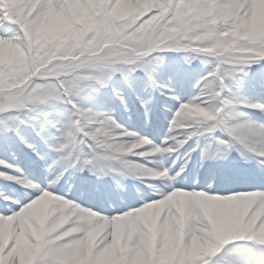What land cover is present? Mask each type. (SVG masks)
Wrapping results in <instances>:
<instances>
[{
	"label": "snow or ice",
	"instance_id": "snow-or-ice-1",
	"mask_svg": "<svg viewBox=\"0 0 264 264\" xmlns=\"http://www.w3.org/2000/svg\"><path fill=\"white\" fill-rule=\"evenodd\" d=\"M66 4L67 0H0V42L27 50L35 40L40 22L53 9L66 12ZM164 6L167 9L165 14H159L160 10L156 7L143 11L128 32L134 33L142 26L153 24L165 28L176 27L177 15L181 10L196 11L200 14L208 12L220 14L239 8L242 9L243 15L252 8L251 0H170V2L166 0ZM124 36L120 48L110 46L91 59L81 55L73 66L71 76H48L47 72L56 67L55 63L49 65L45 71H38L34 75L29 73V78L26 79L14 75L10 65L0 69V135L3 137L14 135L17 142L37 159L48 161V178L44 185L24 179L19 168H14L11 175L0 172V179L14 181L22 188L30 189L16 196H9L0 190V223L7 224L15 218L40 212L47 201L54 200L71 206L73 211L79 212L82 219L95 218L98 215L100 223H89L86 232L96 227L104 228L103 234L88 248L81 264H100L102 258H106L105 264H132L133 258L143 247L139 231L141 219L150 216L148 220L157 219L163 224L166 216L162 215L161 206L167 204L173 197H183L189 202L184 220V229L189 235L195 233L197 229L214 230L228 216H232L234 220L240 218L238 211L227 204L217 205L213 212L208 214L198 210L193 201L201 198H211L213 201L236 199L248 205L241 223L245 230L244 238L232 239L219 245L215 252L204 257L203 261H196L195 264H264V233L261 231L264 215L256 216L259 207L264 205V123L250 122L247 119V112L237 111L238 108H244L264 115V104L242 101L238 95V91L250 77L251 67L264 64L262 58L264 49L253 46L252 51L241 58H228L227 61L224 58L214 59L199 52L198 49L193 51L192 53L196 55L185 57L186 63L191 64L193 60L203 56L212 58L210 62L213 66L207 75L197 81L195 85L197 94L182 103L168 84L157 79L164 61V57L158 54L182 51L174 48L152 51L151 55H136L153 45L124 50L123 46L128 43L127 33ZM32 51L35 53L36 49L33 48ZM110 56H115L119 61L116 69L94 70L100 60ZM138 72L143 73L144 81L137 80ZM116 74L120 77L119 83L112 82ZM256 83L264 87V72L259 74ZM40 86L48 91L55 89L57 99L48 103L38 102L36 94ZM124 88L135 95L140 108L144 109L145 116L152 103L153 92L177 104L178 110L175 114L178 117L192 115L186 112L189 105L209 109L207 113L201 114L203 119L199 124L182 133L174 130L177 120L173 118L164 140L166 143L163 141L159 146L151 143L149 146L178 147L173 139L169 138L174 137L180 141L187 139L183 147L191 141L190 147L195 151L199 146V138L203 136L208 140V144L201 154L202 166L205 161L223 160L230 153L236 152L245 163L254 160L259 169L249 176H242L239 170H234L233 175L237 179L258 183L260 187L257 190L219 195L213 194L211 185L204 190H185L183 186H178V180L170 179L163 186H151L154 198L145 197L140 206L126 211L119 210L117 214L110 216L87 210L70 202L69 198L54 194L57 185L63 182L65 174L74 177L77 172L87 171L95 176L109 175L125 167L140 165L132 164L129 157L112 153L106 146H100L102 134L107 130H119L128 133V138L141 140L140 136L121 128L109 113L95 109L99 93L110 89L112 99L124 105L127 110ZM141 91L147 94V99L140 95ZM60 106H63V110ZM232 113L241 118L240 122H234L230 115ZM26 129H31L44 152L27 141L24 135ZM148 141L150 140H141L146 144ZM9 168L10 165L0 160V169ZM163 169H167L164 163L160 170ZM179 171L185 173V168L181 166ZM172 173L173 169L170 170L169 176ZM85 234L73 235L69 234L66 228H61L58 232L41 238L39 224L31 231L18 226V230H13L8 239L0 243V264H17L15 254L21 251L26 243H30L35 249V258L31 264H54V257L63 254L74 241ZM234 244L239 250L231 247ZM222 250L226 252L222 260L215 259ZM172 264H175V261Z\"/></svg>",
	"mask_w": 264,
	"mask_h": 264
},
{
	"label": "clouds",
	"instance_id": "clouds-1",
	"mask_svg": "<svg viewBox=\"0 0 264 264\" xmlns=\"http://www.w3.org/2000/svg\"><path fill=\"white\" fill-rule=\"evenodd\" d=\"M86 3L89 0H85ZM158 3L160 7L159 14H165L166 0H152ZM170 2V0H167ZM252 8L248 12L241 15L242 9H236L231 12L214 14L211 12L200 14L196 11L178 12L177 25L173 28L161 27L158 24L142 26L141 29H136L134 33L128 32L132 25L122 24L113 29L108 26L106 19L100 15L95 9H89L86 12L85 19L78 24L75 31L86 36L90 31V26H95L96 32L92 36V40L103 41L106 37H111L114 34L125 38L127 33L128 43L126 47H141L147 45H158L162 50L179 48L182 52L192 53L197 50L215 58H241L244 54L251 52L253 46H259L264 49V39L255 41L250 19L253 16L254 8H259L262 11L258 13L259 30L264 33V4H257L256 0H251ZM158 14V15H159ZM55 25V19L52 15H47L41 22L40 27L36 31L35 40L31 46L25 50L20 46H15L18 53V60L22 70L25 62L29 60L41 59V52L47 55L44 51L48 45L52 44L53 37L51 31ZM62 41L63 44H68L74 36L73 33H64L62 36L55 37ZM255 41V42H254ZM186 42V43H185ZM91 43V40L89 41ZM196 46V48H193ZM36 51L33 53L32 49ZM179 53V52H177ZM54 56H72L74 50L71 48L56 47L52 52ZM264 58V57H262ZM209 109L199 106L189 105L186 108L187 113L178 117L174 114V119L177 120L175 131L182 133L188 128L199 124L203 119V113H207ZM173 142L178 147L169 146L168 148L150 147L151 141L142 143L141 140L128 138V133L119 130H107L102 134L100 146H106L112 153L119 154L123 157H136L145 160L147 164L155 165L148 167L140 164L137 167H125L119 171L122 179H130L143 184L150 192L152 182H159V185H165L170 179L179 180L182 171H176L169 176L171 168L162 169L165 159L170 157L174 152L183 147L187 139L180 141L174 137ZM110 142V143H109ZM166 143V141H164ZM157 159H149L155 158ZM132 164H137L130 161ZM105 175L97 176V179L103 178ZM115 181V177H113ZM117 187L122 189V186L116 181ZM220 204H227L236 209L240 214L239 220H234L232 216L226 217L214 230L197 229L195 233L188 234L184 229V216L181 211L168 208L165 222L161 224L157 219L145 220L141 222L139 231L142 238V243L151 242L157 237H160L162 242L179 253L175 264H192L193 261H203L204 257L211 255L219 245L226 243L232 239H243L245 230L241 227L243 213L247 211L248 205L240 200L219 201ZM264 215V205H261L256 212V216ZM89 223H100L98 215L93 220H85L80 217L79 212L73 211L71 206H65L57 202H53L47 206L43 216L39 219L38 224L41 228V238L52 235L58 232L61 228H66L69 234L86 233L77 241L72 243V246L64 251L63 254L54 257V264H81V261L86 254L88 248L103 234V227H96L91 231H87ZM70 227H66L69 226ZM264 233V225L261 228ZM186 245V246H185Z\"/></svg>",
	"mask_w": 264,
	"mask_h": 264
},
{
	"label": "bare ground",
	"instance_id": "bare-ground-1",
	"mask_svg": "<svg viewBox=\"0 0 264 264\" xmlns=\"http://www.w3.org/2000/svg\"><path fill=\"white\" fill-rule=\"evenodd\" d=\"M80 1H82V0H67L66 12H63L69 18L70 26L74 27V28H76L78 24L82 23V21L80 19H78V17L71 15L70 10L76 8L78 6V4H80L79 3ZM146 2L152 3L150 0L149 1L148 0H96V1L89 0L88 3L84 2V5H86V12L89 9H95L100 13L101 16L106 17L107 19H109L113 22L119 23L120 21H122V20L124 21L128 17H131V18L137 20V18L140 17V15L143 13V11H145L144 9H142V5L146 6V4H145ZM256 3L257 4H264V0H256ZM146 10H147V8H146ZM257 11H262V10L259 8H254L253 12L256 13ZM50 15H52V14L50 13ZM58 23L60 26H58V24L55 21V25H54L53 29L54 28H56V29L60 28V31H58V32H60L62 35L64 33H69V28L64 29V28H62L61 23L60 22H58ZM58 32H57V34H59ZM48 47H49V45H48ZM193 55H196V54H193V53L176 54V53H174V56L181 57V60H182V58H184L182 60L183 62H178V61H173V60L170 61V59H168L169 62L165 63V64L163 63V66H162V69H164L165 71L168 72V78L166 80H163L162 83L168 84V86L172 89L176 88L175 89L176 94L179 96L178 98L180 99V101L182 103L187 102L189 99L193 98L197 94V89L195 87L189 89V87H190L189 84H190L191 80L193 82L195 81V80H193L194 77L192 76L191 79L186 78L184 76L178 77L177 74L179 73L178 71L180 69H178L176 67L179 65L181 67V65L185 61V57L193 56ZM0 59H2V61L0 63V68L3 66V63H7V64L13 63V64H11L12 68H14L15 65H17V67L20 68V63L18 60V53H17L15 46L6 45L4 42H0ZM202 61H204V62H202ZM212 66L213 65L210 62V60H208L202 56L199 59L193 60L191 62V65L189 66V68L193 67L192 70L194 71L195 74L199 73V74L204 75L207 71L211 70ZM255 71L257 73L254 75L256 78H252V79H254L253 81L247 82L238 91V95L241 97L242 101L259 102V100H264V87H263V90L260 92H254V90H252V89H248L246 91L247 86L252 87L253 84H257L256 83L257 77L259 76L260 73L264 72V64L259 65L255 69ZM136 78L138 81H144L143 74L140 75V73H137ZM119 81H120L119 75L118 74L114 75L112 82L113 83H119ZM257 85L260 86L259 84H257ZM178 87H181V88L178 89ZM138 91H139V89H138ZM186 94L189 95V96H187V98L185 97ZM53 95H54L53 97L48 98L49 101H54L55 99H57L55 94H53ZM140 95L144 99L147 98V94L142 92V91L140 92ZM124 96L126 97L127 111H125V106L121 105L120 103H118V109L121 111L119 114H117L112 108H108V109L102 108L101 110L109 113L110 116L112 115L113 119L117 123L122 124L124 127L126 126L129 128L130 127L134 128L135 125L132 124L131 122L125 120V118L123 116V115L130 116L132 114V109L128 108V104L130 103V101H132V98H130V94H128V93H125ZM107 98L116 104V101H114L112 99V97H107ZM161 102H162V100H161ZM41 103H46V102H41ZM177 110H178V105L173 103L171 106H169V115L175 114V111H177ZM237 111L243 112L240 110V108H238ZM126 112L127 113L130 112V114H127ZM142 112L145 113L144 109H142ZM230 115L234 119V122H240L241 118L236 116L235 113H232ZM248 116H250V115H248ZM248 116H247V119L250 122L264 123V115H262L258 111H255L253 113L254 118L252 116L251 117H248ZM38 126L39 125H37V127ZM167 134L168 133H165L164 135H161L160 137H156V136H153L151 134V131H150V132H144V134H141L140 137L141 138H146V137L149 138V136H150L154 140L153 142L160 145L166 139ZM219 134H220L219 131H217V135H219ZM191 143L192 142L190 141L183 148H180L178 151L174 152L170 157H168L167 160L164 161L165 168L173 169V174H174L176 171H179V168L182 166L183 159L184 158L187 159V163L185 162L186 165L184 166L186 175H185V173L181 174V177H183V179L179 178L178 186H183L185 188V190H187V188H190V189L193 188L195 186L194 183L197 182V186L203 187V190H204V189L208 188L209 185H205V184L203 185V184H199V183L206 178H208V182L210 180H213L214 178H216L217 172L220 169V168H218L219 166L224 168L225 170L228 169V171H229L228 173H230L232 175L234 170L230 171L229 167L226 165V162L229 158H231L235 154H237L236 156L240 157L238 153H236V152L230 153L226 158L225 164L223 163L225 159H223V160H209V162L211 161L212 163H213V161H215V163L219 162L217 166L215 164L213 167L209 168L208 167L209 162H207V161L204 162L203 166L201 165V154H202L204 148L207 146L208 140L205 139V137H203V136L200 137L199 142H198L199 146L197 147V149L195 151H193L191 149V147H190ZM35 145H36V148H38L41 152H44L42 145H40V144L39 145L35 144ZM193 152H195V154L192 156ZM0 157L6 163H18V162L24 161V159L21 158V156L18 155L12 149H9L3 153H0ZM157 157L149 158V159H156ZM129 159H131L133 162L138 163V164H144L148 167H155V165L147 164V162L145 160H142V159H139L136 157H129ZM251 162L256 163L254 160ZM47 163H48V161H46V167H47ZM14 168L15 167L10 166L9 169H7V170L0 169V171L4 172L6 175H11L12 170ZM74 177L79 183H82V184L76 186L77 190L81 189L83 191L85 189L84 187H82L83 184L90 185L89 188L92 189V192H90L91 196H88L87 198H83L82 196L75 194L72 191L69 192V188L75 187V185H74L73 180H71L70 177H68V176H66L64 178L63 182L61 184H59V187L62 186L63 188L61 190H60V188H58L57 193H62V192H64V194L68 193V195H66V196L70 199V201L72 203H75L78 206L84 207L87 210L98 211V213H102L103 215L110 216V215H114V212L118 213L119 210H125V211L131 210V208H133V207H138V205L140 206V203H141L143 198H145V197L154 198L153 193L150 192L143 184H140V183L133 181V180H130V179H122L118 172H113L109 175H105L101 179H97V176L92 175L87 171L77 172ZM113 177H115V181H114ZM47 178H48V171L46 168V171L43 174L40 173V175H37V178L33 179V183H40L41 185H44L47 183ZM104 180L109 181L111 183H107L106 186H103ZM4 181L5 180L0 179V183H4ZM116 181L119 182V184L122 186V189L126 193H122L121 191H119L121 188L117 187ZM152 183H153V185H157V186L159 185V182H152ZM242 183H243V185H240V187L246 186L250 190L258 189L260 187V185L258 183H252L249 181L242 182ZM216 187L219 189L220 185H216ZM233 187L234 186H231L228 189L229 190L234 189ZM240 187H238V188H240ZM28 190H30V189H28ZM95 190L103 192L102 197L99 199L98 202H97V198H96L98 193L96 194L93 192ZM2 191L6 192L10 196H16V194L11 193L10 191H7V190H2ZM84 191L86 193L87 189H85ZM118 198L121 199L120 202H118V200H117ZM199 200H201L202 202L205 201L204 198H201ZM199 200H195L192 203H194L196 208L203 213L204 211L202 209V205H201V202ZM112 201H114V202H112ZM211 201L215 202L217 204H220V203H218L219 201H213V200H211ZM53 202L54 201H47L42 206L40 212H33L30 214V216L33 215L32 219L35 223V226H36V224H38L39 219L45 213L47 206ZM105 203H108L111 206H114L116 203H117V205H115V207L113 209H110L107 206H104ZM188 203L189 202L183 197H173L170 201L167 202V204L161 206V212L162 213L167 212V209L170 207L174 210L181 211L183 213L184 220H185ZM25 219H26V216H22V217L15 218V219L7 222V224L0 223V236H3L4 239L5 238L7 239L8 236L13 233V230H18V226H19V228H21V225ZM93 219H95V218L94 217H86L85 218V220H93ZM148 219H150V216L146 217V218H142L141 222H144L145 220H148ZM147 242L148 241L143 243L142 251H140L133 258L132 264H172V262L178 258V255H179L178 251L176 253L177 257H175V255H170V253H172V252L175 253V251L172 247H169V246L165 245L164 243L157 242V243H155L157 251H154V250H151L149 248V246L147 245ZM226 247H229V246H226ZM19 252H21L23 260H24V258L27 259L26 264H31L32 260L35 258V250L29 249L26 244H24L22 250ZM225 254H226V252L222 250V252L220 254H218L215 259H221L222 260V258ZM113 258H115V257H113ZM17 264H19V263L17 262ZM192 264H195V261H193Z\"/></svg>",
	"mask_w": 264,
	"mask_h": 264
},
{
	"label": "rangeland",
	"instance_id": "rangeland-1",
	"mask_svg": "<svg viewBox=\"0 0 264 264\" xmlns=\"http://www.w3.org/2000/svg\"><path fill=\"white\" fill-rule=\"evenodd\" d=\"M91 1H96V0H91ZM150 1L152 2V0H150ZM84 2H85V0L80 1L79 2L80 4H78V6L76 8L70 10L71 15L78 17V19H80L82 22L84 21L85 16H86V5H84ZM145 4H146V6L142 5V9H144V10H146V8L148 10L150 8H153V7H156L160 10L158 3L146 2ZM260 12L261 11H257L256 13L253 12V16L249 21L253 35L255 37V41H259L261 39H264V33H261L259 30V20L257 18L258 13H260ZM51 14H52V16H54V19H55L56 23L58 24V26H60L58 23V22H60L62 25V28H64V29L69 28V32L73 33L74 38L71 41H69L68 44L65 45L62 43L61 40L55 38V37L62 36V34L60 32H58V31H60V28H58L59 30L56 28L52 29V31H51V35L53 36L52 44H50L49 47H47L45 49V51H47L48 54L44 55V53L41 52V57H42L41 59L29 60V61L25 62V65L23 66L22 70H20L19 72L17 71V69H18L17 65H15V67L13 68V70H14L13 74L14 75H18V76L26 79V78H29V73L34 75L38 71H45L46 69H48L49 65L55 63L56 67L53 70L47 72L48 76H51V77H58L60 75L71 76L72 72L74 70L73 66H74L75 62L80 59L81 55L88 56L91 59L94 56H98L99 53L101 51H103V49H105V48H108L110 46L114 47V48H120L122 46L121 41L123 40V38L121 36L114 34L113 36L106 37L103 41L98 42L97 40H92V36L96 32V28H95V26H90V31L88 32V34L86 36L81 37V35L75 31L76 28L70 26L69 18L67 17V15H65L63 12H60V11L55 10V9L52 10ZM104 18L106 19L108 26L113 28V29L117 28L118 26H120L122 24L133 25L137 21L136 19L128 17L124 21L122 20L119 23H116V22H113V21L107 19L106 17H104ZM137 19H139V18H137ZM57 32L59 34H57ZM90 40H91V43H89ZM56 47H60L61 50H63L64 48H71L74 50L75 55L64 56V57L54 56V55H52V52L55 50ZM123 49L124 50H131V48L126 47V45L123 46ZM156 50H162V49L158 45H153L150 48L143 49L142 52H140V53H136V55H141V54L151 55L152 51H156ZM167 50H172V49H167ZM174 53L184 54L186 52H179V53H177V52H164V53H159L158 55H162L164 57V61H163L164 64L169 62L168 59H170V61L173 60V61L183 62L182 60L184 58H182V60H181V57L174 56ZM205 58L210 60V61L212 59L210 57H205ZM1 61H2V59H0V63H1ZM118 63H119V61L116 59L115 56H110V57H107L105 59L100 60L98 63V67L95 68L94 70L113 71L114 69L117 68ZM11 64H13V63H11ZM11 64L3 63V66L0 69L4 68L5 66H9V65L11 66ZM190 65L191 64H188L184 61V63L181 65V67H180V65L177 66L176 68L180 69L178 71L179 73L177 74V76L178 77L184 76V77L189 78V79H191V77L193 76L194 77L193 80H195V81L193 82L191 80L189 86H190V88H194L197 81L200 80L203 76L207 75L210 71H207L204 75L199 74V73L195 74L194 71L192 70L193 67L189 68ZM258 66L259 65H253L251 67V69H250L251 74H250V77L247 78V82H251L254 80L252 78H256L254 75L257 74L255 69ZM142 74L143 73H140V75H142ZM167 78H168V72L161 68V70L157 76V79L160 82H163V80H166ZM180 88L181 87H178V89H180ZM248 89H254L256 91L261 90V88L257 84H253L252 87L247 86L246 91ZM123 92H124V94L125 93L130 94V98H132V101H130V103L128 104V108L132 109V114L130 116L123 115L125 120L131 122L132 124H133L134 120H137L138 122H140L139 126L144 131L149 129L150 126L152 124H154L152 126V133L156 136H158V134H159V128H161V125H162V129L165 127L167 129L169 128V123H168V119H167V117H168L167 114L169 111L166 108V106L172 105L174 103L173 101L166 99L164 97H161L158 93L153 92L152 96H151L152 103L149 106L147 116H145V113L142 112V109L140 108V106L136 100L135 95L131 91H129L127 88H124ZM54 93H55V89H51V91H48V90H45L43 86H40L38 88L37 94H36L38 97V102H46V103L51 102L48 100V98L53 97ZM107 97H111L110 89L102 90L101 93H99V95L97 96V103L95 105V109L97 111H103V110H101L102 108H107V109L112 108L117 114H119L121 112L118 109V103L119 102L116 101V104H115L113 101L109 100ZM161 100H162V102H161ZM154 101H155V103H154ZM89 106H91V105H89ZM60 108H61V110H63V106H60ZM240 110L243 112H246L244 108H240ZM248 110H250V109H248ZM125 111H127V110H125ZM252 111H255V110H252ZM103 112H105V111H103ZM127 114H130V112H128ZM66 115H68V114L66 113ZM153 116H154V118H153ZM110 117L113 119L112 115ZM117 124L121 128L125 129L126 131L133 132L134 134H136L134 132L133 128H131V127L129 128L126 126L124 127L120 123H117ZM155 125L157 127H155ZM24 135H25L28 142L33 143L34 145L40 144L39 141H37L36 138L34 137V135L32 134L31 129L24 130ZM35 147H36V145H35ZM9 149H12L13 151H15L18 155L21 156V158L29 160L31 162V165L29 164L27 167L29 169H31L32 171L33 170L37 171V169H40L42 172L44 170V167L42 168V166L46 165V161H41L40 159H37L36 156H34L31 152H29L22 144L17 142L16 137L14 135H10L9 137H3L2 135H0V153H3ZM0 160L4 161L1 157H0ZM42 162H44L45 165ZM18 163H7V164L8 165L11 164L10 166H13L15 168H19L23 172V178L28 180V176L26 175L25 170L22 167L18 166L17 165ZM33 164H34V166H33ZM66 176H67V174H65V177ZM70 179L73 180L75 186L82 184V183H79L75 179V177H70ZM103 183H104L103 186H106L107 183H111V182L104 180ZM85 186H87V185H82V187H85ZM58 188H60V190H61L63 187L62 186L59 187V184H58L57 189ZM3 189H6V190L9 189V191L11 193L16 194V195H19L23 191H29L28 189L22 188L19 184H16L14 181H4V183H0V190H3ZM71 191L72 192L75 191V190H73V187H71ZM119 191L122 192L121 189ZM75 192H77L78 194L86 196L82 192L81 189L77 190ZM102 194H103V192H102ZM60 196H62V198H66L63 195V192L61 193ZM204 199H205L204 202L199 200L201 202L202 209L204 211L203 213L210 214L213 212V210L219 204L212 202L211 200H207L206 198H204ZM52 201H54V200H52ZM109 207H111V209L113 208V206H109ZM115 214L116 213H114V215ZM32 218H33V215L26 216V219L23 221L21 228L28 229L29 231H31L35 227V223H34ZM7 239L6 238L4 239L3 236H0V243L5 242ZM157 242L163 243L161 238L157 237L155 240H153L151 242H147V245L149 246V248L151 250L157 251L156 246H155V243H157ZM26 245L28 246L29 249L35 250L34 247L30 243H26ZM232 248L234 250H239L237 245H233ZM174 251H175V253L172 252V253H170V255H175V257H177V254H176L177 250L174 249ZM15 255L17 256V262L19 264H26L27 263L26 258H24V260L22 259L21 252H17ZM105 259L106 258H102L100 261V264H105Z\"/></svg>",
	"mask_w": 264,
	"mask_h": 264
}]
</instances>
